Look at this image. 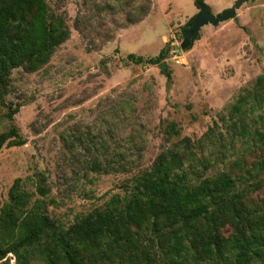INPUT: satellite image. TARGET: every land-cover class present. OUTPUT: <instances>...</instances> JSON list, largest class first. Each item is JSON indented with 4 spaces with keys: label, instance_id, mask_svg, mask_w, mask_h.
Instances as JSON below:
<instances>
[{
    "label": "rangeland",
    "instance_id": "obj_1",
    "mask_svg": "<svg viewBox=\"0 0 264 264\" xmlns=\"http://www.w3.org/2000/svg\"><path fill=\"white\" fill-rule=\"evenodd\" d=\"M45 1L69 37L40 69L11 72L0 133L13 125L25 143L0 149V209L19 178L31 202L43 199L48 217L67 228L91 212L120 209L156 159L175 154L191 183L229 177V198L264 234V0L242 3L236 20L202 26L183 51L173 46L198 12L194 0ZM235 1L203 0L212 15ZM164 47L166 75L159 63L127 58L156 57ZM232 233L226 225L224 236ZM137 238L138 256L113 264L182 260L151 227ZM20 264L44 263L35 253Z\"/></svg>",
    "mask_w": 264,
    "mask_h": 264
},
{
    "label": "trees",
    "instance_id": "obj_2",
    "mask_svg": "<svg viewBox=\"0 0 264 264\" xmlns=\"http://www.w3.org/2000/svg\"><path fill=\"white\" fill-rule=\"evenodd\" d=\"M198 2L203 0H194ZM68 37L65 19L51 12L45 0H0V106L11 86L12 70L40 69ZM167 51L164 47L156 57L127 58L135 64H157ZM16 112L17 107L9 110L7 118L11 121ZM24 143L13 125L0 133V149ZM180 164L175 154L160 155L131 187L120 209L91 212L67 228L48 217L43 199L31 202L32 194L15 179L0 209V264H9L7 254L17 264L35 253L44 264H113L128 254L133 259L144 226L158 233L166 253L182 259L172 257L175 264H264V234L229 198L232 180L222 175L191 183L180 174ZM35 186L44 197L41 178ZM226 225L233 228L228 236L223 234Z\"/></svg>",
    "mask_w": 264,
    "mask_h": 264
},
{
    "label": "water",
    "instance_id": "obj_3",
    "mask_svg": "<svg viewBox=\"0 0 264 264\" xmlns=\"http://www.w3.org/2000/svg\"><path fill=\"white\" fill-rule=\"evenodd\" d=\"M246 1L248 0H237L231 7L223 10L217 15H212L209 12V7L205 2H198V12L193 17L189 27L180 28L182 41L179 45L173 46L174 50L183 51L189 49L193 41L197 39L200 28L204 25L210 24L212 26H217L219 23L227 20H236V9ZM158 68L163 75H166V63L164 61L158 64Z\"/></svg>",
    "mask_w": 264,
    "mask_h": 264
}]
</instances>
